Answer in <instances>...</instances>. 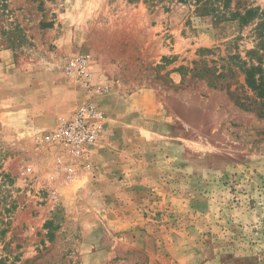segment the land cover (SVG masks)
<instances>
[{
  "label": "rangeland",
  "instance_id": "1",
  "mask_svg": "<svg viewBox=\"0 0 264 264\" xmlns=\"http://www.w3.org/2000/svg\"><path fill=\"white\" fill-rule=\"evenodd\" d=\"M0 50L63 72L73 108L119 128L72 179L39 128L0 133L2 264H264V0H0ZM146 88L155 104L129 98Z\"/></svg>",
  "mask_w": 264,
  "mask_h": 264
},
{
  "label": "crops",
  "instance_id": "2",
  "mask_svg": "<svg viewBox=\"0 0 264 264\" xmlns=\"http://www.w3.org/2000/svg\"><path fill=\"white\" fill-rule=\"evenodd\" d=\"M109 65L111 67L112 65L118 66L119 61L110 59ZM108 78L109 76L106 77L107 82L111 80L115 82V79L111 78L110 80ZM151 93L146 88L131 94L129 98L145 97L146 103L155 104V99ZM106 96L102 99L105 109L108 107V102H105V100L122 101L124 99L121 96H116V92H111ZM77 103V86L63 72H59L57 69L49 67V65L36 63L29 64L28 68L20 66L14 62L13 54L10 51L0 50V133L10 127L13 129L21 126H33L39 128V130H46L54 126L60 116L72 112ZM130 108L132 109V107ZM113 117L115 121L123 119H119L118 115ZM106 118L107 124L98 142H102L107 138L105 144L108 146L111 137H106L110 132L107 114ZM117 123L116 126L123 125L122 122ZM114 131L117 134H113ZM118 132L119 128L110 133L116 136Z\"/></svg>",
  "mask_w": 264,
  "mask_h": 264
},
{
  "label": "built area",
  "instance_id": "3",
  "mask_svg": "<svg viewBox=\"0 0 264 264\" xmlns=\"http://www.w3.org/2000/svg\"><path fill=\"white\" fill-rule=\"evenodd\" d=\"M66 73L82 88L91 87L92 72L85 55L70 57L65 65ZM107 118L105 111L89 101L76 107L68 115L60 116L54 126L40 130L34 136L37 146L52 155V165L65 178L72 179L78 172L92 169L91 147L101 138ZM33 167L22 168L23 177L33 175Z\"/></svg>",
  "mask_w": 264,
  "mask_h": 264
},
{
  "label": "trees",
  "instance_id": "4",
  "mask_svg": "<svg viewBox=\"0 0 264 264\" xmlns=\"http://www.w3.org/2000/svg\"><path fill=\"white\" fill-rule=\"evenodd\" d=\"M146 1H147V0H146ZM150 1H152V0H150ZM180 1H186V0H180ZM225 1L228 2V0H225ZM212 11H213L212 9L209 10V12H211V13H212ZM213 12H214V11H213ZM247 13H250V10H246V11H245V14H244L243 16H240V17H239V19H240L242 22L245 21L244 19H245V16H246ZM232 15H233V13H232ZM235 15H236V14H235ZM235 15H233V17H234ZM246 80L251 84V81H250L249 76H247V79H246ZM0 264H2V262H0Z\"/></svg>",
  "mask_w": 264,
  "mask_h": 264
}]
</instances>
